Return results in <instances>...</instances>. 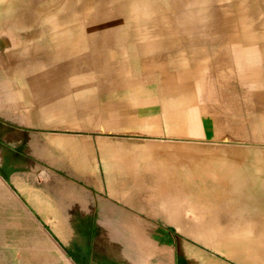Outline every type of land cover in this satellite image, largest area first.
I'll return each instance as SVG.
<instances>
[{
  "label": "crops",
  "instance_id": "crops-1",
  "mask_svg": "<svg viewBox=\"0 0 264 264\" xmlns=\"http://www.w3.org/2000/svg\"><path fill=\"white\" fill-rule=\"evenodd\" d=\"M23 1L0 0V264L6 255L12 264H182V255L209 264L197 243L258 264L182 223L214 201L232 205L228 188L204 182L217 164L261 174L262 152L245 147L257 141L260 58L234 45L181 66L156 58L147 40L114 50L104 37L89 75L46 45L20 42L8 21ZM58 222L85 225L58 247L42 245L37 224Z\"/></svg>",
  "mask_w": 264,
  "mask_h": 264
},
{
  "label": "rangeland",
  "instance_id": "rangeland-1",
  "mask_svg": "<svg viewBox=\"0 0 264 264\" xmlns=\"http://www.w3.org/2000/svg\"><path fill=\"white\" fill-rule=\"evenodd\" d=\"M22 3V10H14L10 18L7 16L8 26L17 35L19 32L21 43L35 42L37 51L43 44L63 55L68 60L64 64L71 70L91 75L98 65L94 62V45H103L104 37L118 45L114 50H124L125 41L137 38L148 41L151 50L159 53L156 58H172L181 66H204L232 46H240L260 58L264 77V0H24ZM260 101L259 116L250 119L257 141L245 147L261 151L263 157L264 94ZM263 163L264 158L261 174L250 175L245 170L249 177L262 183ZM246 190H229L228 195L237 198L231 206L225 202L228 200H219L212 207H198L197 213L190 217L195 221L184 222L182 226L194 231L199 241L226 244L243 260L264 264V207L244 206V202L258 204L264 198L258 191ZM208 192L210 196L225 193L212 188ZM55 211L57 215L61 213L60 208H54ZM84 225L38 223V241L45 245L47 238L53 247H58L62 235L76 237L78 227ZM195 246L209 264H236L198 243ZM180 261L190 264L187 256L182 255ZM12 263V256L6 255V264Z\"/></svg>",
  "mask_w": 264,
  "mask_h": 264
},
{
  "label": "bare ground",
  "instance_id": "bare-ground-1",
  "mask_svg": "<svg viewBox=\"0 0 264 264\" xmlns=\"http://www.w3.org/2000/svg\"><path fill=\"white\" fill-rule=\"evenodd\" d=\"M40 13V10H39ZM42 13V12H41ZM11 27V26H10ZM61 30V29H60ZM57 33V32H56ZM59 34V33H57ZM61 34V33H60ZM49 37V36H47ZM38 41V40H37ZM59 43V42H58ZM223 156V155H222ZM210 157V156H208ZM181 158V157H180ZM211 158V157H210ZM216 162V161H215ZM218 163V162H217ZM192 164V163H191ZM211 165V164H210ZM217 170L215 171L214 175L211 178H208V180H205L204 182H207L206 185H213L215 187H223L228 188L229 190H245L246 191H258L260 194L263 195L264 198V183L260 182L258 178H252L247 175V172H231L226 173L220 165H216ZM194 167V166H192ZM202 168V167H201ZM215 169V168H213ZM180 170V169H179ZM202 170V169H201ZM188 171V170H187ZM198 173V172H197ZM210 173V172H209ZM197 176V175H196ZM196 179V178H195ZM254 181H250V180ZM201 181V180H200ZM199 182V181H198ZM189 183V182H188ZM191 184V183H190ZM196 185V184H195ZM263 191V192H261ZM259 194V195H260ZM229 199L231 201H237V198L229 196Z\"/></svg>",
  "mask_w": 264,
  "mask_h": 264
}]
</instances>
